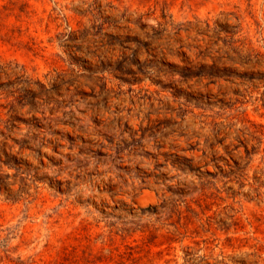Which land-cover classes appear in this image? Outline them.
I'll use <instances>...</instances> for the list:
<instances>
[{"label":"rangeland","instance_id":"obj_1","mask_svg":"<svg viewBox=\"0 0 264 264\" xmlns=\"http://www.w3.org/2000/svg\"><path fill=\"white\" fill-rule=\"evenodd\" d=\"M0 264H264V0H0Z\"/></svg>","mask_w":264,"mask_h":264}]
</instances>
